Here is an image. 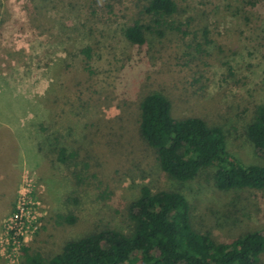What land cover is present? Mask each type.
<instances>
[{"label": "rangeland", "instance_id": "374dc122", "mask_svg": "<svg viewBox=\"0 0 264 264\" xmlns=\"http://www.w3.org/2000/svg\"><path fill=\"white\" fill-rule=\"evenodd\" d=\"M175 1L180 30L136 47L124 33L149 22L150 0H0V264H22L25 246L49 260L69 241L129 232L143 186L183 194L217 242L264 230V191L170 179L139 128L141 101L159 93L175 119L221 128L241 164L264 165L247 135L264 105V0ZM60 147L74 164L56 161ZM19 208L22 241L7 233Z\"/></svg>", "mask_w": 264, "mask_h": 264}, {"label": "trees", "instance_id": "16d2710c", "mask_svg": "<svg viewBox=\"0 0 264 264\" xmlns=\"http://www.w3.org/2000/svg\"><path fill=\"white\" fill-rule=\"evenodd\" d=\"M143 13L149 22L137 20L124 33L133 46L145 45L148 33L163 37L167 31L180 30L171 21L178 13L175 0H150ZM91 51L83 49L87 60ZM140 110V135L170 179L184 183L205 177L220 191H264V165L241 164L221 128L195 117L175 119L169 99L159 93L146 96ZM247 135L264 160V105L256 109ZM56 153V161L63 165L74 164L78 157L64 147ZM128 218L129 232L105 229L89 234L67 242L49 260L25 246L22 264H261L264 257V230L217 242L211 232L193 227L192 206L178 192L143 186ZM64 220L75 222L72 216Z\"/></svg>", "mask_w": 264, "mask_h": 264}, {"label": "built area", "instance_id": "2783aa9c", "mask_svg": "<svg viewBox=\"0 0 264 264\" xmlns=\"http://www.w3.org/2000/svg\"><path fill=\"white\" fill-rule=\"evenodd\" d=\"M19 212L16 213V215H14V217L12 219H10V222L14 224L13 227H9L10 230L7 229V233H9V235H11L13 237V239H17V240H21V236H23V233H22V226H19L22 223V219H23V215H24V208H22L20 210V208L18 209ZM23 239V238H22Z\"/></svg>", "mask_w": 264, "mask_h": 264}]
</instances>
